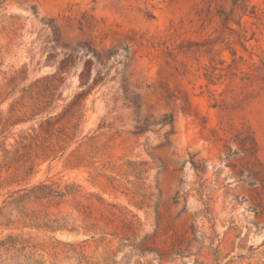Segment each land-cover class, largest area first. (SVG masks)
I'll return each instance as SVG.
<instances>
[{"label": "rangeland", "instance_id": "rangeland-1", "mask_svg": "<svg viewBox=\"0 0 264 264\" xmlns=\"http://www.w3.org/2000/svg\"><path fill=\"white\" fill-rule=\"evenodd\" d=\"M40 182L64 196L10 203ZM10 233L40 264H264V0H0Z\"/></svg>", "mask_w": 264, "mask_h": 264}, {"label": "trees", "instance_id": "trees-1", "mask_svg": "<svg viewBox=\"0 0 264 264\" xmlns=\"http://www.w3.org/2000/svg\"><path fill=\"white\" fill-rule=\"evenodd\" d=\"M233 12L234 9H232L231 13ZM230 15V13L226 14L224 19L225 22L229 21ZM133 105L139 107L140 102L135 99L133 101ZM174 121V115L169 114L164 116V118L162 119V124H171V126L174 127ZM145 129V127H138V133H142ZM255 147L256 143L253 140V142H251L250 148L254 149ZM234 153L236 152H232V154ZM18 193L22 194H20L18 197H15V195ZM52 196H64V193L60 190L54 189L51 184H48L46 182H40L31 188H20L14 191L10 195V197H14L13 201H11L10 203L20 204V202H23L24 200H39ZM181 197L182 196L180 192H178L176 196V202H178ZM1 213L3 214L2 211ZM19 214L20 220H22L24 227L44 229L47 231H56L64 227V225L60 224L59 220H48L46 219V217H43L38 213L29 212L25 209H19ZM13 222L15 221L12 219H8L5 225L8 226ZM37 250L38 245L34 244L31 241L30 237H25L21 234L10 233L0 238V264H40Z\"/></svg>", "mask_w": 264, "mask_h": 264}]
</instances>
